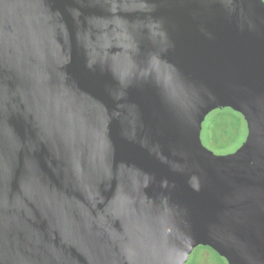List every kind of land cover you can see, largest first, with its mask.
<instances>
[{
    "label": "water",
    "instance_id": "water-1",
    "mask_svg": "<svg viewBox=\"0 0 264 264\" xmlns=\"http://www.w3.org/2000/svg\"><path fill=\"white\" fill-rule=\"evenodd\" d=\"M246 124L231 153L205 116ZM264 264L263 0H0V264Z\"/></svg>",
    "mask_w": 264,
    "mask_h": 264
},
{
    "label": "rangeland",
    "instance_id": "rangeland-1",
    "mask_svg": "<svg viewBox=\"0 0 264 264\" xmlns=\"http://www.w3.org/2000/svg\"><path fill=\"white\" fill-rule=\"evenodd\" d=\"M222 109H215L208 113L203 122H202V128H201V133H200V138L202 144L209 150L213 151L215 154H219L221 151L216 148V144L211 142V135L212 132L216 136H219L218 144L221 145H228L226 150H223L224 152H233L236 150L241 143L244 141L245 136H246V124L245 121L242 117L235 116L237 117L238 124L237 127L235 128L234 126H230L226 123H223L222 127L227 129L226 133L221 134V130H218V126L213 124V121L217 118L218 114L220 113ZM225 114H230L231 111L229 109H224L222 110ZM232 114V113H231ZM196 252H193L189 255L188 259L186 260V263H191L193 260V257ZM202 262L201 264H226L225 261H223L220 257L216 256L215 253L210 252V257L207 258L206 260L200 261Z\"/></svg>",
    "mask_w": 264,
    "mask_h": 264
},
{
    "label": "trees",
    "instance_id": "trees-1",
    "mask_svg": "<svg viewBox=\"0 0 264 264\" xmlns=\"http://www.w3.org/2000/svg\"><path fill=\"white\" fill-rule=\"evenodd\" d=\"M224 109H229L231 111L230 114H225L222 110ZM220 113L218 114L217 118L213 121V124H215L216 126H218V130H221V134L220 135H223V133H226L227 132V129L222 127L223 123H226L230 126H234L235 128L237 127V124H238V120H237V117L235 116V114L237 116H240L242 117L238 112L236 111H233L232 109L230 108H223ZM211 142L216 144V148L219 149L221 152L220 153H226L224 152L223 150H226V148L228 147V145H221V144H218V140H219V136H216L215 134H213L212 132V135H211Z\"/></svg>",
    "mask_w": 264,
    "mask_h": 264
},
{
    "label": "flooded vegetation",
    "instance_id": "flooded-vegetation-1",
    "mask_svg": "<svg viewBox=\"0 0 264 264\" xmlns=\"http://www.w3.org/2000/svg\"><path fill=\"white\" fill-rule=\"evenodd\" d=\"M263 2H264V0H263ZM243 118V117H242ZM227 153H231V152H227ZM227 153H219V154H227ZM193 252H196L195 253V255H194V257H193V260H192V262L190 263V264H201L202 262H200V261H202V260H206L207 258H209L210 257V252H212V253H215L216 254V256H218V257H220L223 261H225L226 262V260L223 258V257H221L219 254H217L214 250H212L210 247H208V246H201V245H199V246H196L193 250H192V252L191 253H193ZM190 253V254H191ZM189 254V255H190ZM189 257V256H188ZM188 259V258H187ZM184 264H189V263H184ZM226 264H227V262H226Z\"/></svg>",
    "mask_w": 264,
    "mask_h": 264
}]
</instances>
